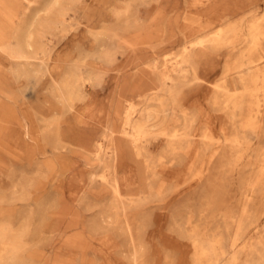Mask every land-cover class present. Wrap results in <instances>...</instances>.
Listing matches in <instances>:
<instances>
[{
    "label": "rangeland",
    "instance_id": "obj_1",
    "mask_svg": "<svg viewBox=\"0 0 264 264\" xmlns=\"http://www.w3.org/2000/svg\"><path fill=\"white\" fill-rule=\"evenodd\" d=\"M0 264H264V0H0Z\"/></svg>",
    "mask_w": 264,
    "mask_h": 264
},
{
    "label": "bare ground",
    "instance_id": "obj_2",
    "mask_svg": "<svg viewBox=\"0 0 264 264\" xmlns=\"http://www.w3.org/2000/svg\"><path fill=\"white\" fill-rule=\"evenodd\" d=\"M28 45H29V44H28ZM16 56H18V57H20V58H29V54L26 53V52H23V51L17 53ZM13 57H14V56H13ZM52 149H53V148H52ZM51 153H52V152H51ZM83 237H84V236H83Z\"/></svg>",
    "mask_w": 264,
    "mask_h": 264
}]
</instances>
